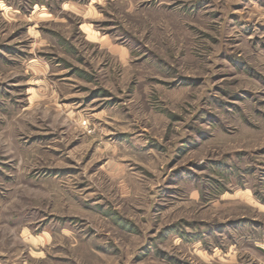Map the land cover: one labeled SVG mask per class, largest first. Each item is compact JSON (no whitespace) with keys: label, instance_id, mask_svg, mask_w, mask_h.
<instances>
[{"label":"rangeland","instance_id":"374dc122","mask_svg":"<svg viewBox=\"0 0 264 264\" xmlns=\"http://www.w3.org/2000/svg\"><path fill=\"white\" fill-rule=\"evenodd\" d=\"M0 264H264V0H0Z\"/></svg>","mask_w":264,"mask_h":264}]
</instances>
